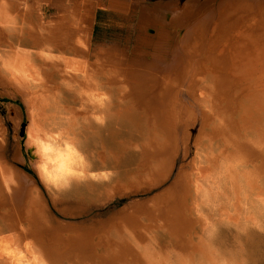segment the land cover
Segmentation results:
<instances>
[{"label":"bare ground","instance_id":"1","mask_svg":"<svg viewBox=\"0 0 264 264\" xmlns=\"http://www.w3.org/2000/svg\"><path fill=\"white\" fill-rule=\"evenodd\" d=\"M46 1L50 0H0V87L23 105L18 129L33 171L53 196L59 190H76L82 182L96 186L108 177L127 141L111 146L108 140L115 142L116 135H106L105 122L125 124L127 114L121 116L113 104L116 87H105L101 71L88 60L95 0H73L68 9H58L49 20L41 15ZM56 1L60 6L62 2ZM209 16L214 20L218 16L213 27L194 35L204 42V50L191 43L195 26L178 37L171 60L163 59L162 47H154L160 64L177 78L173 91L158 95L160 117L168 132L176 137L177 104L189 74L187 88L195 108L186 106L185 111L195 121L201 110L203 122L190 165L178 177L181 188L172 200L174 224L189 239L187 254L157 260L155 248L139 244L137 253L145 264H243L239 237L229 244L226 233L248 234L246 241L252 242L253 234L247 229L264 225V162L249 171L234 163L228 168L233 172L225 168L236 156L232 143L238 136L252 143L264 161V0H224ZM55 46L67 52L54 57L51 48ZM104 50L97 47V56L102 57ZM74 51L81 56V64L72 63L69 55ZM116 76L119 83L123 71L118 70ZM127 124L138 135L129 145L138 158L116 178V185L124 189L138 186L148 176L163 138L160 128L140 129L130 120ZM4 132L0 120V150L5 145ZM1 158L0 185L9 192V180L18 176ZM248 159L254 160V155ZM173 163L169 158L168 166ZM18 179L20 188L13 203L22 212L16 208L10 215L9 229L14 233L0 228V260L48 264L46 253L34 245L24 226L25 214L41 204L38 182L25 171L19 172ZM33 226L34 232H41L37 223Z\"/></svg>","mask_w":264,"mask_h":264},{"label":"rangeland","instance_id":"2","mask_svg":"<svg viewBox=\"0 0 264 264\" xmlns=\"http://www.w3.org/2000/svg\"><path fill=\"white\" fill-rule=\"evenodd\" d=\"M59 1L62 2L59 9H68L73 0ZM164 1L173 6V11L159 16L158 27L153 28L149 25L152 22H147L149 24L140 26L139 30H109L106 36L101 33V39L115 47H106L102 57L96 54V41L92 44L89 42L88 60L91 64L95 63L101 71L99 76L105 87H116L113 90V104L121 110V116L127 114L125 124L105 122L106 135H116V141L111 142L109 139V144L112 146L113 143L127 141V146L114 160V168L110 167L108 177L98 180V185L92 186L90 182H82L76 190H59L52 196L33 171L31 155L24 146V138L18 129L19 119L24 116L23 105L10 92L0 87V120L5 127V145L0 150L1 162L8 165L11 171L16 173V177L18 176L9 180V192L0 185V228L7 234L14 233L9 229L10 215L14 214L16 208V212L21 210L20 206L13 202L20 188L19 172L25 171L38 182L41 204L31 208L29 215L25 214L24 226L34 245L42 253H46L48 264H145L137 253L139 244H144L149 249L155 248L153 252L156 255L153 257L157 260L167 255L175 259L179 254H187L189 239L186 233L177 230L174 224L175 210L172 208V200L181 188L177 183L178 177L188 169L192 160L194 141L199 135L203 116L199 110L197 120L194 121L186 114V106L195 108L194 99L187 88L191 75L189 74L185 78L184 89L179 97L181 101L177 104L180 118L176 124V137L168 132L160 117L161 101L158 100V95L165 96L173 91L177 78L164 69L165 64H160L154 47H162L165 51L163 59L171 60L178 37L195 26L197 29L191 30V43L198 46L199 50H204V42H200L198 37L194 38V35L197 30L213 27L218 16L214 20L209 14L224 0ZM174 4L177 9H174ZM135 20L138 21V18ZM116 22L121 23V20L116 19ZM66 52L64 47L51 48V55L54 57ZM201 55H198V59H201ZM69 56L72 63L79 61L81 64L83 61L75 51ZM193 65L197 67L196 64ZM120 69L124 79L118 83L116 74ZM77 74L81 76L82 72ZM69 81V84L74 83L71 79ZM9 107L13 112L9 113ZM128 118L140 126V129L150 130L152 126L160 128L163 138L159 139L162 151L156 156V164L148 176L144 177L138 186L124 189L116 185V178L122 171L132 168L138 158L136 152L130 149V139L137 140L138 135L129 128ZM232 149L235 150L236 156L226 164L227 172L235 170H228L233 167L232 163L234 167L239 166L238 168L248 171L253 166L261 168L264 162L261 152L254 149L252 143L238 136L232 143ZM117 150L121 151L120 147ZM249 155H254L255 159L250 161ZM169 158L174 159L171 167L168 166ZM34 223L39 225L42 234L33 231ZM247 231L253 234L252 242L246 241L248 234L236 235L232 230L226 233V240L233 244L235 237H239L238 251L243 264H264V225L258 230L250 226ZM0 264L4 262L0 260ZM15 264L26 263L24 260H18Z\"/></svg>","mask_w":264,"mask_h":264},{"label":"crops","instance_id":"3","mask_svg":"<svg viewBox=\"0 0 264 264\" xmlns=\"http://www.w3.org/2000/svg\"><path fill=\"white\" fill-rule=\"evenodd\" d=\"M150 3L151 5H149ZM113 4V5H112ZM56 0L46 1L41 5V15L47 20L51 19L57 13L59 6ZM115 5V6H114ZM174 9H177L174 4ZM173 6L168 5L164 0H95V8L92 13L90 24V42L96 41L97 47H112L106 41L101 39L102 35L106 36L109 30L130 29L139 30L140 26L146 25L147 22L153 28L160 25L159 16L170 14ZM138 18V21L135 19ZM121 20V23L116 22Z\"/></svg>","mask_w":264,"mask_h":264}]
</instances>
